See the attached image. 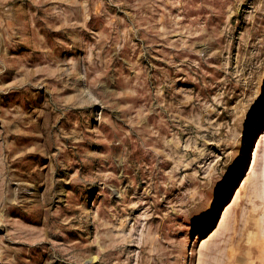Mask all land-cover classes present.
<instances>
[{
  "label": "rangeland",
  "instance_id": "1",
  "mask_svg": "<svg viewBox=\"0 0 264 264\" xmlns=\"http://www.w3.org/2000/svg\"><path fill=\"white\" fill-rule=\"evenodd\" d=\"M0 264H264V0H0Z\"/></svg>",
  "mask_w": 264,
  "mask_h": 264
},
{
  "label": "bare ground",
  "instance_id": "2",
  "mask_svg": "<svg viewBox=\"0 0 264 264\" xmlns=\"http://www.w3.org/2000/svg\"><path fill=\"white\" fill-rule=\"evenodd\" d=\"M242 186H243V184H242ZM240 194H241V192L239 191L238 194H237V196H236V201H238V199H239V197H240ZM234 200H235V199H234ZM236 201H234V202H236Z\"/></svg>",
  "mask_w": 264,
  "mask_h": 264
}]
</instances>
